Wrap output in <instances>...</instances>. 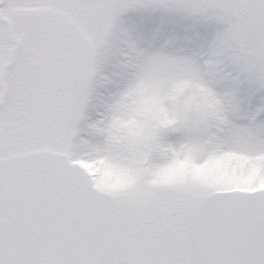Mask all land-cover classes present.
I'll return each mask as SVG.
<instances>
[{
    "label": "snow or ice",
    "instance_id": "snow-or-ice-1",
    "mask_svg": "<svg viewBox=\"0 0 264 264\" xmlns=\"http://www.w3.org/2000/svg\"><path fill=\"white\" fill-rule=\"evenodd\" d=\"M0 264H264V0H0Z\"/></svg>",
    "mask_w": 264,
    "mask_h": 264
}]
</instances>
